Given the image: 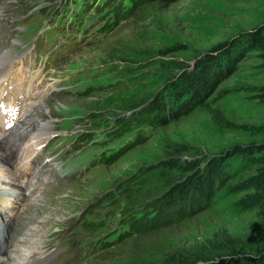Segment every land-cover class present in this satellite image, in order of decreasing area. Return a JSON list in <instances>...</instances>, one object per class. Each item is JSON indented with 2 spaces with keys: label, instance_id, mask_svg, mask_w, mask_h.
I'll use <instances>...</instances> for the list:
<instances>
[{
  "label": "rangeland",
  "instance_id": "obj_1",
  "mask_svg": "<svg viewBox=\"0 0 264 264\" xmlns=\"http://www.w3.org/2000/svg\"><path fill=\"white\" fill-rule=\"evenodd\" d=\"M112 1L0 0V52L10 56L0 67L12 59L11 74L22 62L41 73L29 83L28 104H36L30 112L25 107V119L35 121L31 134L39 124L50 125L48 139L32 143L24 136L5 150L14 155L24 145L17 161L26 159L33 177L46 167L32 181L36 204L28 207L29 196L21 195L29 183L15 189L20 200L12 218L21 209L35 210L17 222L39 228L49 243L44 251L50 257L41 264H162L180 249L214 255L211 248L249 245L255 214L233 208L243 194L221 192L207 212L147 235L132 234L130 223L181 177L162 167L178 145L190 148L182 160H206L235 145L264 142L258 52L246 53L192 114L164 125L141 117L146 105L168 98L171 81L183 71L178 66L193 65L218 44L256 28L264 32V0L152 3L120 22L111 10L99 15ZM119 1L120 10L130 8ZM225 123L247 129L229 130ZM4 189L3 206L10 208L14 198ZM110 196L113 202L106 201ZM13 229L0 226V257L9 253Z\"/></svg>",
  "mask_w": 264,
  "mask_h": 264
},
{
  "label": "trees",
  "instance_id": "obj_2",
  "mask_svg": "<svg viewBox=\"0 0 264 264\" xmlns=\"http://www.w3.org/2000/svg\"><path fill=\"white\" fill-rule=\"evenodd\" d=\"M127 1L129 9L120 10V1L113 0L100 10L99 15L104 10H111L115 20L120 22L144 5L172 4L178 0ZM248 52H258L264 61L262 30L256 28L239 38L218 44L193 65L178 66V70L183 71L171 81L168 98L160 96L146 105L141 110V117L164 125L192 114L215 92L223 79L233 75L237 64ZM263 97L264 92L258 98ZM225 126L229 130L237 127L230 123H225ZM237 128L247 129L245 126ZM189 152L190 148L178 145L168 155L169 159L162 163L163 169L177 170L181 177L172 181L164 196L149 204L146 209L150 212L146 211L140 219H132L131 233L147 235L194 218L210 210L221 192L243 194L233 203V208L239 213L255 214L256 230L249 245L211 248L214 255L205 248L180 249L167 254L162 264H264V142L235 145L206 160H182L180 156ZM127 189L130 188H124ZM114 200V196L106 199L109 202Z\"/></svg>",
  "mask_w": 264,
  "mask_h": 264
},
{
  "label": "bare ground",
  "instance_id": "obj_3",
  "mask_svg": "<svg viewBox=\"0 0 264 264\" xmlns=\"http://www.w3.org/2000/svg\"><path fill=\"white\" fill-rule=\"evenodd\" d=\"M7 53L8 51L6 50L0 52V64L3 61L8 60V58L10 57V56L7 57ZM11 66H12V59L4 63L0 67V81L4 80L10 74L9 68ZM23 66H25V64H23ZM40 74L41 73L39 71L31 73L29 75L28 82L31 84L32 82H34V79H36ZM37 80H39V77L37 78ZM25 94L28 95L29 97L30 89H27ZM34 104L36 103L32 102L30 105L28 104L29 106L28 112H30ZM28 112L27 113L23 112L22 115L18 118V120L15 123L17 124L15 129L11 130L13 128L11 127L10 129H8L9 131L7 134L6 133L2 134L0 132V176H3L4 174L8 175L7 178L0 177V226L4 228L5 225L7 226L13 225L14 227L13 234L15 232V235H13L14 241L11 240L12 244L9 247V253L3 257H0V264H41L44 260L47 261V259L50 257V253L44 251L45 248L49 246V243L48 244L45 243L44 241L45 238H43L44 236L38 234L39 228L30 225L31 223L29 222H24V221L20 223L17 222L20 218L24 216H29L31 212L35 211L34 209L32 210L28 208L37 203L33 199L35 193L34 191L30 192V189L31 191L35 190L36 186H32V183L35 182L38 179L37 177L46 170V167H40L38 170L39 173H36V175H34L33 177L30 172L27 173L28 168L26 167L27 164L25 163L26 159L22 161V156L21 157L18 156V159H20V161L19 163L17 161L16 154L18 155L19 153L23 152L25 147L24 145H19V146L16 145L18 147L17 148L18 150L14 155L12 154V152H10L11 150L9 151L10 152L9 155H7V152L5 151L7 149H10V144L18 143V141L24 136H29L30 137L29 142L32 143L40 142L43 139H48V135L50 134L49 133L50 125L48 124H44V123L39 124L40 125L39 128H37V130H35L33 134H31L28 127L30 126L35 127L34 124L35 121L30 122L29 117L25 119L26 114H28ZM4 126L5 125L2 123L0 119V129H1L0 131L3 132L7 131ZM8 158L14 161L13 162L14 165H9L10 160ZM54 160L51 159L50 161H54ZM1 182H4V184H2ZM26 183H29L30 186L27 187L26 192L23 191V194L21 192V195L26 196L27 194L29 196L30 199V201H28L29 206L27 208L21 209V213L18 212L16 216L12 218L11 209L12 207L14 209V207L16 206L15 205L16 201L20 200L18 194L16 195L14 191L16 188L23 190L22 187ZM4 186L8 187L6 191L12 192L13 195L7 198L10 200L14 198L13 200L14 204H12L11 202H10L11 204L9 203V205H11L10 208L3 206L4 200H6L4 199L6 198V194H4L5 192ZM32 230L37 233L34 235ZM3 234H5L4 231L2 235ZM20 242H22V244ZM2 246L3 245H0V252Z\"/></svg>",
  "mask_w": 264,
  "mask_h": 264
}]
</instances>
